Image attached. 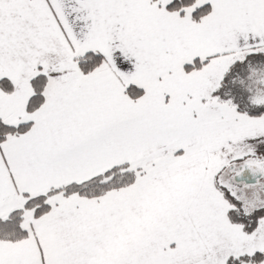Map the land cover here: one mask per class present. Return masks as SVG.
<instances>
[{
    "label": "snow or ice",
    "instance_id": "snow-or-ice-1",
    "mask_svg": "<svg viewBox=\"0 0 264 264\" xmlns=\"http://www.w3.org/2000/svg\"><path fill=\"white\" fill-rule=\"evenodd\" d=\"M0 264H264V0H0Z\"/></svg>",
    "mask_w": 264,
    "mask_h": 264
}]
</instances>
